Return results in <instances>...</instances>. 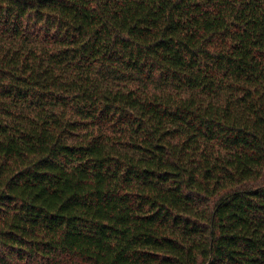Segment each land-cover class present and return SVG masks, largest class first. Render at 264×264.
Listing matches in <instances>:
<instances>
[{"label":"trees","instance_id":"1","mask_svg":"<svg viewBox=\"0 0 264 264\" xmlns=\"http://www.w3.org/2000/svg\"><path fill=\"white\" fill-rule=\"evenodd\" d=\"M0 264H264V0H0Z\"/></svg>","mask_w":264,"mask_h":264}]
</instances>
